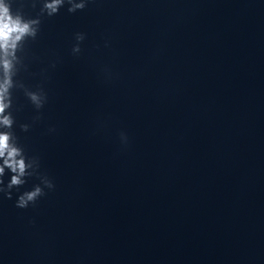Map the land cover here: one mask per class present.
Instances as JSON below:
<instances>
[{"label": "clouds", "instance_id": "obj_1", "mask_svg": "<svg viewBox=\"0 0 264 264\" xmlns=\"http://www.w3.org/2000/svg\"><path fill=\"white\" fill-rule=\"evenodd\" d=\"M67 3L68 12L74 13L86 7L87 0H43L41 14L48 16L56 15L59 10ZM40 19H26L20 11H12V0H0V192L5 193L8 199L12 197V189L19 188L26 183L25 177L34 174L38 162L36 159L29 160L18 146L16 137L11 131L15 123L10 109L12 108V90L14 88H24L25 95L30 102L37 108L43 107L46 96L42 90L31 91L24 87L22 83L15 80L20 65V57L17 51L22 50L24 42L31 38L35 39L38 35ZM77 43L73 46V53L81 51L80 43L85 39L83 33H76ZM24 131L28 130V125H21ZM122 143H127V136L121 133ZM6 169L11 173L10 180L6 187H3L2 177ZM32 169V171H29ZM41 185H35L32 190L25 191L16 201V207L24 209L30 204L45 195L44 188L53 189L55 185L47 177H41Z\"/></svg>", "mask_w": 264, "mask_h": 264}]
</instances>
